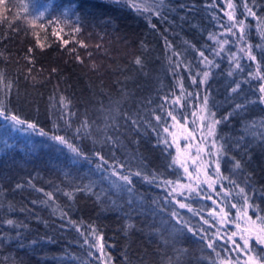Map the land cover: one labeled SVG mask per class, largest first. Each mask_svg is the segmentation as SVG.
I'll return each instance as SVG.
<instances>
[{
  "label": "trees",
  "instance_id": "obj_1",
  "mask_svg": "<svg viewBox=\"0 0 264 264\" xmlns=\"http://www.w3.org/2000/svg\"><path fill=\"white\" fill-rule=\"evenodd\" d=\"M262 78L264 0H0V105L25 121L0 117V264H249L202 216L244 206L264 229ZM201 105L220 120L226 194L189 211L168 186L184 180L169 130ZM249 250L264 264V245Z\"/></svg>",
  "mask_w": 264,
  "mask_h": 264
},
{
  "label": "rangeland",
  "instance_id": "obj_2",
  "mask_svg": "<svg viewBox=\"0 0 264 264\" xmlns=\"http://www.w3.org/2000/svg\"><path fill=\"white\" fill-rule=\"evenodd\" d=\"M33 20H36L35 16L32 22ZM201 109L204 110L201 111ZM207 114L204 105H201L191 121L184 123L176 121L169 130L177 164L182 170L183 167L189 169L188 173L183 171V181L168 183L177 205L184 203L186 205L184 209H191L192 198L206 192H209L210 196L212 193H217L219 197L226 194L222 187L223 179L220 168L219 173L215 170L218 163L217 147L213 134L209 135L208 132V125L212 120ZM215 204L216 206L210 212L204 214L207 216H202L205 221L212 224L216 231L214 236L221 241H228L233 247L241 250L249 264H259L249 250L253 241H257L258 238L264 240V229L259 222L249 218L248 207L247 209L244 206L240 209L236 207L235 213L230 215L218 202ZM245 240L248 242L247 245L244 243Z\"/></svg>",
  "mask_w": 264,
  "mask_h": 264
},
{
  "label": "snow or ice",
  "instance_id": "obj_3",
  "mask_svg": "<svg viewBox=\"0 0 264 264\" xmlns=\"http://www.w3.org/2000/svg\"><path fill=\"white\" fill-rule=\"evenodd\" d=\"M231 6H232V5H229V7H231ZM249 14L252 15V16H255V15H256V13L253 12L251 9H249ZM228 18L231 20V19H232V16L229 15ZM238 23H239V25H240V32L243 33V32H244V21L241 20V21H239ZM153 27H155V25H153ZM79 30H80L79 28L76 29V31H79ZM229 31H231V29H229ZM208 38H209L210 40L213 39L212 36H209ZM228 42H229L228 40L218 41L220 47H219V50L216 52V55H217V56L220 55V52H223V51H224L223 45H224V44H227ZM233 43H235V41H233ZM242 51H243V49H242ZM199 55H200L201 57H204V52H203V51H200V52H199ZM249 59H251V60H255L256 57H255L254 55H252V54L249 52ZM207 63H208L209 65H211L213 62H212V61H207ZM135 64L140 65V64H141V60H139V59L135 60ZM216 67H219V65L217 64ZM236 67H237V68H240V64L237 63V64H236ZM232 74H233L232 72H229V73H228L229 76H232ZM208 78H209V73H208L207 71H205V72L203 73V80H204V81H207ZM262 79H264V78H262ZM193 83H195V81H193ZM239 88H240V84H236V86L233 87V88L231 89V91H232L233 93H235ZM258 92L261 94V95L258 97V102H259L262 106H264V86L259 87ZM204 104H205V106H207V97H205V99H204ZM65 107H66V105H65ZM238 107H239V106H238ZM203 110H204V109H201V111H203ZM168 115L171 116L172 114H171V113H168ZM212 115L214 116L215 114L212 113ZM0 117H5V118H7V119H9V120H11V121H13V122H15L16 124H20V125H23V124L25 123V121L21 120L20 118H18V117L15 116V115H11V116H9L8 113H7L6 108H4L2 105H0ZM156 119L159 120V117H156ZM172 119L175 120V119H176L175 116H172ZM201 119H203V117H201ZM219 123H220V120H213V121H210V122H209V125H208V132H209V135L214 134V132H215V125H216V124H219ZM27 127H28L29 129L35 131L36 134H37L38 136H41V137H46V136H47V133L44 132V131L39 130L38 127H37V125H36L35 123H28V124H27ZM164 131L167 132V131H168V128L165 127V128H164ZM48 138L51 139V140H53V141H57V142H58L59 144H61V145H66L67 148H68V149H69V150H70V151H71L76 157H80V156L82 155L81 152H80L76 147H74L71 143H68V142L65 140V137H64V136L53 135V136L48 137ZM163 143H164L165 145H167V144H168L167 139H165V140L163 141ZM172 163L175 164V163H177V161L174 160V161H172ZM181 166L183 167V165H181ZM98 167H99V165H98ZM234 167L237 168V169H239V168H240V164H239V162H235V163H234ZM215 170L217 171V173H219V163H217V165H216V169H215ZM113 171H115V170H113ZM183 171H184L185 173H188V172H189V169H188L187 167H183ZM132 175H137V176H139L140 173L137 172V173H128V174H123V175H121V176H120V181H121L120 183H117V182H115V181L112 182V188L114 189V191H115V192H127V193L131 194V192L133 191V188H132V179H131ZM144 179L146 180L147 177H144ZM191 190L194 191V189H191ZM239 191H240L241 193H244V192H245V188H244V187H240ZM131 202H132L131 199H129V204H130V205H131ZM138 207H139V206H138ZM138 207H137V208H134L133 211H137V210H138ZM185 207H186V205H185L184 203H180V204H179V208L184 209ZM232 207H235V204H233ZM189 211H191V209H189ZM172 215L175 216V217H179L180 214L177 213V212H173ZM180 219H181V226H180V228L177 229V231H183L185 228H187V225L182 221V217H180ZM8 223H9V224H12L13 221H12V220H9ZM205 223H207V221H205ZM187 230H188L189 232L192 231L191 228H187ZM194 234H195V233H194ZM233 235H234V233H233ZM201 239H203V237H201ZM257 242L260 243V244H264V240H261V239H259V238L257 239ZM244 243H245V245H247V243H248L247 240H245ZM208 247L211 248V247H212V244L209 243V244H208Z\"/></svg>",
  "mask_w": 264,
  "mask_h": 264
}]
</instances>
